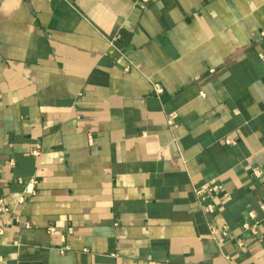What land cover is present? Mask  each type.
I'll return each mask as SVG.
<instances>
[{"label":"crops","instance_id":"1","mask_svg":"<svg viewBox=\"0 0 264 264\" xmlns=\"http://www.w3.org/2000/svg\"><path fill=\"white\" fill-rule=\"evenodd\" d=\"M0 228V264H264V0H0Z\"/></svg>","mask_w":264,"mask_h":264},{"label":"built area","instance_id":"2","mask_svg":"<svg viewBox=\"0 0 264 264\" xmlns=\"http://www.w3.org/2000/svg\"><path fill=\"white\" fill-rule=\"evenodd\" d=\"M140 1H142L143 3H147V2H148V0H140ZM156 90H157V91H160V88L157 87ZM174 117H175V116H171V117L169 118V121H168L169 124H171V125H174V124H175V122H174ZM221 189H222V187H221L218 183H216V182H212V183H208V184H205V185H203V186L197 188V189H196V194L199 195V196L201 197L202 200L207 201V197H208L209 195H213L214 193L220 191ZM207 211H213V206L210 205V204H208V205H207ZM246 226H247V225H246ZM214 231H215V229L212 228V232H214ZM1 233H2V229L0 228V234H1ZM223 241H224L223 238L219 239V242H223Z\"/></svg>","mask_w":264,"mask_h":264}]
</instances>
